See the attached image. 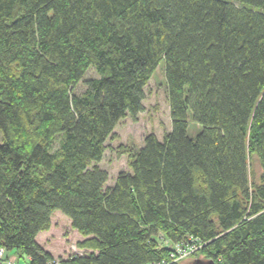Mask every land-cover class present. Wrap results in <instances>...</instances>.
<instances>
[{
  "label": "trees",
  "instance_id": "1",
  "mask_svg": "<svg viewBox=\"0 0 264 264\" xmlns=\"http://www.w3.org/2000/svg\"><path fill=\"white\" fill-rule=\"evenodd\" d=\"M162 59L171 128L106 185ZM56 210L90 250L62 264H264V0H0V247L44 263Z\"/></svg>",
  "mask_w": 264,
  "mask_h": 264
},
{
  "label": "rangeland",
  "instance_id": "2",
  "mask_svg": "<svg viewBox=\"0 0 264 264\" xmlns=\"http://www.w3.org/2000/svg\"><path fill=\"white\" fill-rule=\"evenodd\" d=\"M98 76L99 73L93 67H89L82 80L76 85L75 90L81 92L85 88V79ZM144 94V108L137 114L136 119H132L130 116L120 119L113 129L116 137L105 141L107 147L98 164L108 173L106 185L113 184L119 171L129 169L127 152H123V149L136 153L142 146L143 138L148 132H154L161 139L163 134L171 128L163 59L159 61L153 70L144 88ZM186 119V133L193 138L202 126L193 119L190 109L187 110ZM58 140L59 137L56 139L55 144ZM254 172L256 176L259 173L257 163L254 165ZM51 220L52 230L47 242H49L51 248L53 247V251L58 253L52 256L61 258L74 253L80 254L90 251H84L76 245V242L82 239V236L76 229L71 227L70 220L65 214L56 210L53 212ZM44 240L45 238H42V241ZM10 252L15 254L14 251ZM193 253L183 256L181 263L191 262L195 258H206L202 254L194 255ZM17 264H26V256L19 257Z\"/></svg>",
  "mask_w": 264,
  "mask_h": 264
},
{
  "label": "built area",
  "instance_id": "3",
  "mask_svg": "<svg viewBox=\"0 0 264 264\" xmlns=\"http://www.w3.org/2000/svg\"><path fill=\"white\" fill-rule=\"evenodd\" d=\"M166 245L170 250V258L173 261L181 260L183 256L193 253L199 247L195 243L185 244L182 242H169L165 240ZM76 254V253H74ZM82 254V253H80ZM19 257L12 254L9 250L4 247H0V264H17ZM26 264H62L61 258L52 256L47 259L44 263H32L30 258L26 256Z\"/></svg>",
  "mask_w": 264,
  "mask_h": 264
},
{
  "label": "crops",
  "instance_id": "4",
  "mask_svg": "<svg viewBox=\"0 0 264 264\" xmlns=\"http://www.w3.org/2000/svg\"><path fill=\"white\" fill-rule=\"evenodd\" d=\"M52 230V220H51V225L50 228L48 230H43L38 232V234L36 235V241L38 244H40L46 251H48L49 253H51V255H55L58 254L56 252L53 251V247L51 248L50 245L48 244L49 242H47V239L50 236V232ZM42 238H45L44 241H42Z\"/></svg>",
  "mask_w": 264,
  "mask_h": 264
},
{
  "label": "water",
  "instance_id": "5",
  "mask_svg": "<svg viewBox=\"0 0 264 264\" xmlns=\"http://www.w3.org/2000/svg\"><path fill=\"white\" fill-rule=\"evenodd\" d=\"M182 264H218V263L215 262L211 258H209V259L195 258L191 262H186V263H182Z\"/></svg>",
  "mask_w": 264,
  "mask_h": 264
}]
</instances>
